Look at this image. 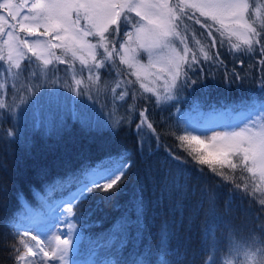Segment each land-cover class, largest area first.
<instances>
[{
	"label": "trees",
	"instance_id": "trees-1",
	"mask_svg": "<svg viewBox=\"0 0 264 264\" xmlns=\"http://www.w3.org/2000/svg\"><path fill=\"white\" fill-rule=\"evenodd\" d=\"M198 29L202 30L187 18L181 25L189 44L201 46L212 57L201 61L202 70L209 69L211 76L206 70L202 76L189 78L197 83L202 77L201 83H206L201 93L199 89L191 90L197 93L196 97L185 96L189 103H199L194 111L197 123L206 121L208 109L224 113L227 118L254 110L253 102H264V57L259 47L249 52L247 46L233 48L238 43L224 39V46L213 50ZM100 76V84L110 83L106 70H100ZM110 85L102 86L97 93L96 101L103 107L101 115H90L81 99H77L70 104L78 114L75 118L68 114V108L65 114L54 111L61 101L55 102L49 96L55 90L51 83L30 93L26 91L28 83L22 88H11L8 83L0 87V99L6 105L14 97H26L15 115L7 107L0 109V264H17L16 249L21 239L18 232L32 225L31 232L38 235L54 219L41 201V197H47V187L70 178L82 179L83 171L125 153L130 167L114 198L102 200L104 194L97 192L73 206L68 217L88 236L100 234L92 249H83L82 237L78 236L74 255H94L98 260L102 256L122 264H209L213 256L228 253L231 241L250 245L259 242L257 234L264 236V205L258 196L245 190L241 181L247 180L240 178L239 172L217 169L229 176L226 180L206 165L196 164L190 146L178 139L185 128L175 123L173 110L182 99L157 104L152 94L135 91L134 99L133 91ZM179 96L182 98V93ZM141 111L145 113L143 118ZM55 114L61 118L51 122V128L48 124L39 125ZM85 117L88 123H82L81 118ZM10 130L18 135L10 138ZM247 176L243 173V177ZM77 186L73 182L63 191L54 192L47 197L48 203L67 200ZM141 186L143 193L138 191ZM141 195L145 202L143 227L137 215ZM162 196V204L156 203ZM121 220L126 223L117 232L114 225ZM165 224L169 238L161 259L160 233ZM113 237L115 240L109 245ZM213 241L214 251L209 247Z\"/></svg>",
	"mask_w": 264,
	"mask_h": 264
},
{
	"label": "snow or ice",
	"instance_id": "snow-or-ice-1",
	"mask_svg": "<svg viewBox=\"0 0 264 264\" xmlns=\"http://www.w3.org/2000/svg\"><path fill=\"white\" fill-rule=\"evenodd\" d=\"M0 10L7 12L11 21L15 22L5 23L6 17L0 15V61L8 65L9 73L19 78L12 69H21L20 60L24 59L28 63L21 71L27 72L29 68H33L32 57L48 69L46 73L32 71L27 81L26 91L29 93L47 88L50 83L52 86L58 83L61 86L68 84L66 78L61 81L56 73H67L74 68L75 62L81 66L77 69L81 74L88 72L96 75L100 70H107L109 73L115 70L117 76H123L124 73L116 64L118 58L120 64L133 69L130 75H135L137 80H140L141 75H152L148 69L155 68V79L164 78V99H179L180 92L188 86L187 79L181 80L182 76L187 77L184 67L192 69L193 65L198 64L189 40L181 34V25L185 23L186 18L199 24L207 32L211 38L210 48L223 47L224 37H227L229 42L235 37L239 43L233 44V48L238 49L242 44L247 46V51L255 52L258 46L261 56L264 57V14L257 17V13H264V0L259 4L256 0H176L175 3L172 0H21L20 3L3 0ZM194 12H199V16L204 17V20L195 16ZM129 14H134L139 19L136 20ZM257 18L260 20L259 24ZM19 33L37 39L30 43ZM215 33H219V37H216ZM176 41L179 43L176 44ZM57 49L61 51V55H56ZM28 53L32 55L28 56ZM141 54L148 57L147 65L140 63ZM215 58L219 60V56ZM204 59L210 60L212 57L205 53ZM54 62L67 67L58 69ZM261 63H264V60ZM49 65L53 67L49 69ZM53 76H56L55 80L52 79ZM96 79H101V76L97 75ZM73 81L77 86L82 83L75 77ZM68 86L75 91L70 84ZM117 87H120L119 81ZM140 87L145 91H153L143 82ZM173 89L176 91L173 92ZM133 98H136L134 89ZM25 99V96L14 97L7 105L0 99V109L7 107L9 113L15 115V110ZM159 102L160 97L157 96V104ZM253 107L254 110L241 113L246 117L243 126H229L220 114L210 113L206 120L213 134L207 137V140L201 139L199 135H179L178 139L190 146L191 152L195 153L193 160L196 164L206 165L216 175L227 180L229 176L217 169H228L230 173L239 172L240 178L248 180L251 184L249 194L259 193L260 203L264 205V102H253ZM73 115L75 118L78 114ZM140 116L143 118L145 113L141 111ZM81 120L82 123H88L86 117ZM47 127L51 128V124ZM148 127L151 128L152 125L149 124ZM185 131H188L187 127ZM16 135L18 133L15 130L8 132L10 138H15ZM126 157L127 153L119 158L109 157L94 168L83 171L82 179L74 181L70 178L67 182L57 181L54 186L47 187V197H51L54 192L63 191L73 182L78 185L67 200L61 199L49 204L47 197H41L44 207L52 218L60 221L66 213H73L75 204L86 201L94 193H103L102 200H112L119 192L130 167ZM243 173L248 176L243 177ZM236 187H240L239 183ZM247 188L246 184V191ZM166 190L171 191L170 188ZM138 191L143 193V186ZM2 194L3 191L0 190V195ZM162 202L163 196L156 203ZM65 204L69 205L66 209ZM144 207L145 202L141 195L137 202V215L141 217L138 222L141 227ZM64 222L71 226V221L65 219ZM124 223V220L118 221L114 229L119 232ZM17 235L21 236L20 244L23 245V250L16 249L17 264H50L57 258L63 261L68 255L69 245L74 243L70 238L55 234L54 246L51 242L45 246L40 239L32 236L35 245L29 247L24 239L28 236V230L18 232ZM160 237L163 259L169 238L167 224L164 225ZM258 239L264 245V236ZM114 240L115 237L109 240V245ZM122 243L126 244V241ZM209 247L213 251L216 250L215 241ZM229 255L232 256V264H240L241 256L245 264H264V247L253 251L249 245L231 241ZM209 264L212 262L209 261Z\"/></svg>",
	"mask_w": 264,
	"mask_h": 264
},
{
	"label": "rangeland",
	"instance_id": "rangeland-1",
	"mask_svg": "<svg viewBox=\"0 0 264 264\" xmlns=\"http://www.w3.org/2000/svg\"><path fill=\"white\" fill-rule=\"evenodd\" d=\"M3 0H0V3H2ZM15 3H20L21 0H14ZM29 2H32V0H29ZM173 3L176 2V0H172ZM256 3L259 4L261 3V0H256ZM26 11V10H25ZM197 13L195 14V16L199 17L201 20H204V17H200L199 16V12H194ZM261 14L264 13H257V17H259ZM0 15H3L4 17H6V22L5 23H15L13 21H11V18L8 17L7 12L0 10ZM23 15V13H22ZM131 16H133L134 19L138 20V17H135L134 14H129ZM259 21V19L257 18V22ZM194 22V21H193ZM209 23H211V21H209ZM197 26L200 27L199 24H196ZM201 28V27H200ZM202 29V28H201ZM198 33L201 32L204 35H206V37L208 38V40L211 42V38L208 37L207 32L202 29V30H197ZM181 34L184 35V31L181 30ZM20 36L26 38L29 40V42L31 43L32 41H34L35 39H37L36 37H27L25 33H19ZM216 37H219V33H215ZM224 39H227V37H224ZM232 41H234L235 43H239L235 37H233L231 39ZM2 43V42H0ZM176 44H178L179 42L176 41ZM190 45V44H189ZM134 46V45H133ZM190 47L192 48L193 52L195 53V55L197 56L198 59V64L193 65L192 69H189L188 67L185 68L184 67V71L187 72V77H181V80L183 79H187L188 81V86L185 87L183 89L182 92H180V94L182 93V98L179 96V100L182 99V103L178 104L174 107L173 113H174V121L175 123H177L179 126H184V128H188V131H183L182 133L184 135H199L201 139H205L207 140V137H210L213 133L211 130H209V126L206 122L205 125H199L197 123V121L195 120V115H194V111H196L197 106L199 105L198 102L193 103H189L188 99L186 98L187 96H191L192 98L197 96L196 92H191V90H197L199 89L198 93L200 92V89L203 87L204 83H201L203 81V78L201 77L200 81H197V83L195 82L194 85H192L190 83L191 80H189V78L193 75L198 74V76H202L201 73L203 74L204 71L207 70V75L211 76V72L209 69L206 70H202L203 68L201 67V61L204 60V54L205 51L201 46H192L190 45ZM213 50H215V48H213ZM56 51V55H61V51L59 49L55 50ZM6 55V52H5ZM28 56H31V53L27 54ZM142 55V58L140 60L141 64L147 65L148 63V57L146 55ZM32 61H33V68H29L27 70V72H23L21 71V69H24L25 66L27 65L28 61L21 59L20 60V64H21V69H12V72H15L18 74L19 78H16L14 76H12L9 71H8V65L5 64L3 61H0V66H2V68H0V85H4L5 83H8L10 85L11 88L13 87H17L19 86L20 88H22L24 85H26L28 77L31 75L32 71L35 70L39 73H41V71L43 73L48 72V69H45L43 64L36 60L35 57H32ZM55 64V62H54ZM116 64L118 65L119 69L124 73L123 76H117V73L115 70H113L111 73H109L107 70V74H109L110 77H107L108 80H110V83L107 84L105 82H103L102 84H100L101 79L97 80L96 76L99 75L100 76V71H98L96 73V75H93L91 73L88 72H84L83 74H81L79 71H77V69H79L81 66L79 65L78 62H75V66L72 70L68 71L67 73H65L64 71H60L58 73H56V76H59L61 81H63L65 78L68 81V84H64L63 86H61V84H57L54 87V91L51 92V95L49 94V96H53V98L51 97V99L53 101H61L59 103V107L54 110L56 113L60 110H62L61 113L65 114V110L66 108L69 109V113L70 115H73L75 113V107L74 106H70V104H74V102H76L77 99H81V101L84 103L85 108L89 111L90 115L92 116H99L102 114L103 111V107L99 106L97 103V93L99 92V90L101 91L102 86L105 85H110L111 83H113V85L115 87H117V81H119L120 83V89L122 90H126V91H136V92H140L141 94L145 93V94H152V96L157 100V96L160 97V101H164V78L162 77L160 80H156L155 79V74H156V69L155 68H150L148 69V71L150 73H152V75H141L140 80H137V77L135 75H130V73L133 71V69H129L127 67V65L125 64H120L119 59L117 58L116 60ZM53 67V65H49L48 68L51 69ZM55 67L58 69H65L67 66L66 65H58L55 64ZM43 68V70H41ZM196 68V69H194ZM56 76H53L52 79L55 80ZM5 77V78H4ZM73 77H75V79H80L82 81L81 85L77 86L74 84L73 81ZM89 77H91V79H89ZM35 77H32V79L34 80ZM45 78L46 77H43ZM192 78V77H191ZM213 77H210V79H212ZM194 80V79H193ZM129 81H131V83H129ZM195 81V80H194ZM141 82H143L146 87L152 89L153 91H145L144 88L140 87ZM192 82V81H191ZM177 83H179V81H177ZM200 83V84H199ZM211 83L213 84V82L211 81ZM211 83H209L208 85H210ZM71 85L72 88L75 89V91H72L68 85ZM111 86V85H110ZM21 90V89H20ZM176 90L173 89V92H175ZM54 92V93H53ZM156 93L155 95L153 93ZM62 94L61 98H55V95L57 94ZM192 93V94H191ZM186 96V97H185ZM36 101V100H35ZM166 101H170V100H166ZM53 102V103H55ZM39 103H41V100L39 101ZM47 111V110H46ZM206 114H210L212 113V111H210L209 109L205 112ZM215 114V113H214ZM221 118L227 121V124L229 126H243V124L246 122V117L242 116V115H235L230 121L225 117L224 114H220ZM45 115L42 114L41 118H43ZM56 117H53L52 119H50L49 117L46 118L45 120H42L41 123H39V125H47L51 122L56 121V118H61L58 116V114L56 115ZM34 122H37L34 120ZM264 122V121H262ZM191 149V148H190ZM195 154V153H194ZM241 183H243L244 185H248L247 190L251 191V184L249 183V181H241ZM256 196H258L260 199V194L259 193H255ZM69 205L65 204L64 208L66 209ZM61 211H64L63 209H61ZM262 214L264 215V211H262ZM71 214H65V217H62L60 221H57L56 219H54V221L52 223H50L47 227H44L41 233V238L39 237V235H35L34 233H32V225H28L26 226L27 228H25L24 230H28V236L24 237L25 239V243L29 246L32 247L35 245V241L31 239L32 236H36L37 239H41L43 240V244H45V246H47V244L49 242H51L54 246L55 241H54V235L55 234H61L62 238H65L66 235H68L69 233L72 234V240L74 239V234L77 233V235L79 236V238H81L82 240V248L83 249H89V248H93L92 247V243L97 241V238L100 237V234H91L88 236L87 233L82 231V228L78 227L76 225V223L70 219ZM68 220L71 221V226L69 225V223L64 222V220ZM23 230V231H24ZM30 230V231H29ZM257 239H258V234H257ZM245 245H249L252 247V250L254 251L256 248L258 247H264V245H262L259 242L255 243V244H245ZM19 248L21 250H23V245H21L19 243ZM97 251L99 249V247L96 248ZM69 250V249H68ZM96 255H99L97 253H95ZM100 256V255H99ZM29 259H35V258H29ZM62 260L57 258L56 261L54 262H50V264H61ZM212 264H232V256L229 255V251L227 254H224V256L218 257V256H213V261ZM240 264H245L244 258L243 256H241L240 258Z\"/></svg>",
	"mask_w": 264,
	"mask_h": 264
}]
</instances>
